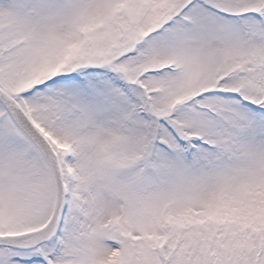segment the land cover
Masks as SVG:
<instances>
[{
	"label": "snow or ice",
	"instance_id": "obj_1",
	"mask_svg": "<svg viewBox=\"0 0 264 264\" xmlns=\"http://www.w3.org/2000/svg\"><path fill=\"white\" fill-rule=\"evenodd\" d=\"M0 264H264V0H0Z\"/></svg>",
	"mask_w": 264,
	"mask_h": 264
}]
</instances>
